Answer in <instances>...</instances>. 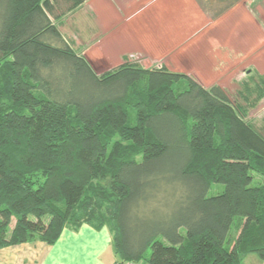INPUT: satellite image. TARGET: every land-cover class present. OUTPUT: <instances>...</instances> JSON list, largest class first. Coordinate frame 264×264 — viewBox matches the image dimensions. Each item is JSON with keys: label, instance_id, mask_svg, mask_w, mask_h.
<instances>
[{"label": "trees", "instance_id": "1", "mask_svg": "<svg viewBox=\"0 0 264 264\" xmlns=\"http://www.w3.org/2000/svg\"><path fill=\"white\" fill-rule=\"evenodd\" d=\"M62 1L0 0V249L88 224L122 263L264 260V134L194 76L99 75L54 23Z\"/></svg>", "mask_w": 264, "mask_h": 264}, {"label": "rangeland", "instance_id": "2", "mask_svg": "<svg viewBox=\"0 0 264 264\" xmlns=\"http://www.w3.org/2000/svg\"><path fill=\"white\" fill-rule=\"evenodd\" d=\"M195 4L200 15L206 19L204 29L194 31L192 36L184 41L182 38L178 39L175 43L172 35L177 34L174 29L181 23L172 25L171 19L164 17L167 24L160 20L162 23L153 24L151 29L150 24H145V28H148L147 34L149 30L153 33L150 43L158 50L152 51L150 56L131 50L122 56L120 64L100 62L94 65L95 71L102 75L129 63L144 68L166 67L173 72L194 76L208 88L219 86L224 89L230 101L244 111L246 120L264 134V97H261L264 91V0H241L232 6L227 1L219 0H195ZM70 5L71 3L63 1L58 12L67 11ZM91 10L85 6L77 14L65 13L64 16H67L62 18L54 14L52 18L75 50L85 55L89 50H94L93 54L99 60L97 54H101V50L94 47V43L93 47L89 44L104 32L96 27L97 20L92 16L88 17L87 13ZM118 11L122 13L120 9ZM199 12L193 11L189 15L192 22L195 14ZM184 24L190 27L189 23ZM164 28L167 30L164 31ZM143 29L140 31L143 32ZM158 34L162 37L161 41L156 38ZM174 43L175 47L170 49ZM169 50L173 53H167ZM178 87L181 88V84ZM261 183V177L256 176L253 185ZM224 190L223 184L213 183L208 196L218 195ZM15 221L14 218L13 223ZM150 254L149 248L145 259L139 264H150L147 260ZM251 255L264 264V260H260L257 254ZM250 257L243 258V264H254Z\"/></svg>", "mask_w": 264, "mask_h": 264}, {"label": "crops", "instance_id": "3", "mask_svg": "<svg viewBox=\"0 0 264 264\" xmlns=\"http://www.w3.org/2000/svg\"><path fill=\"white\" fill-rule=\"evenodd\" d=\"M64 2L70 3L66 0ZM133 2L135 3L133 4ZM85 6L90 10L92 9L88 11V17L92 16L97 20L98 26L96 27L104 32L89 44L93 47L94 43V47L101 50V54H97L99 60L93 54L94 50H89L86 55L82 53L94 70H96L94 65H98L100 62H106L109 65L120 64L122 56L131 50L144 52L148 56L152 51L158 50L150 43L153 39V33L149 30V34H147L148 28H145V24H150V29L153 28L151 27L153 24H158L160 20H163V24H167V21L163 19L164 17L170 18L173 22L172 25L181 23L179 27L174 29L177 34L172 35V40L175 42L181 38L184 41L187 37L192 36L191 33L194 31L204 29L207 23L204 16L200 15L195 0H85L72 10L67 9V11L59 12L62 14L58 17H66L67 15L64 16L65 13L70 15L75 12L77 14L83 11ZM117 8L122 13H119ZM77 9L79 11H76ZM193 11L199 12V14H195L192 22L189 15ZM184 22L189 23L190 27L185 26ZM54 23H56L55 20ZM59 29L61 30L60 27ZM142 29L143 32L140 31ZM163 30L167 29L164 28ZM61 32L63 33L62 30ZM159 35L156 38L161 41L162 37ZM175 43L170 49L175 47ZM167 53L173 52L169 50ZM247 256H251L254 264H263L251 254L243 258ZM0 264L129 263H122L117 257L113 245V236L107 227L97 230L88 224H82L77 230L64 229L59 239L52 245L42 240H35L1 248Z\"/></svg>", "mask_w": 264, "mask_h": 264}, {"label": "built area", "instance_id": "4", "mask_svg": "<svg viewBox=\"0 0 264 264\" xmlns=\"http://www.w3.org/2000/svg\"><path fill=\"white\" fill-rule=\"evenodd\" d=\"M129 264H134V263H129Z\"/></svg>", "mask_w": 264, "mask_h": 264}]
</instances>
